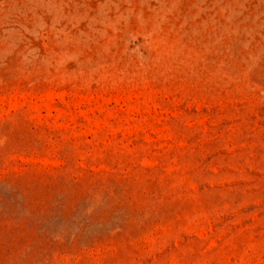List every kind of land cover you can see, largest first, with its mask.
I'll return each mask as SVG.
<instances>
[{
  "label": "rangeland",
  "instance_id": "374dc122",
  "mask_svg": "<svg viewBox=\"0 0 264 264\" xmlns=\"http://www.w3.org/2000/svg\"><path fill=\"white\" fill-rule=\"evenodd\" d=\"M0 264H264V0H0Z\"/></svg>",
  "mask_w": 264,
  "mask_h": 264
}]
</instances>
